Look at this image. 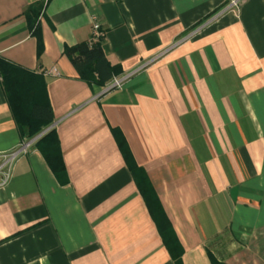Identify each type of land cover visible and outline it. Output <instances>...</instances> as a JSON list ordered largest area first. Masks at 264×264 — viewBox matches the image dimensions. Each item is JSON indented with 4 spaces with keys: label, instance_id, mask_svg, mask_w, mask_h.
<instances>
[{
    "label": "crops",
    "instance_id": "obj_1",
    "mask_svg": "<svg viewBox=\"0 0 264 264\" xmlns=\"http://www.w3.org/2000/svg\"><path fill=\"white\" fill-rule=\"evenodd\" d=\"M41 1L0 0V59L40 78L63 172L0 76V264H264V0H49L38 52ZM93 18L119 88L64 54Z\"/></svg>",
    "mask_w": 264,
    "mask_h": 264
},
{
    "label": "trees",
    "instance_id": "obj_2",
    "mask_svg": "<svg viewBox=\"0 0 264 264\" xmlns=\"http://www.w3.org/2000/svg\"><path fill=\"white\" fill-rule=\"evenodd\" d=\"M48 1L31 4L23 12L30 35L37 41L38 52L41 44L39 17ZM64 54L70 60L78 77L88 84L104 87L114 77L120 75L118 68L111 66L107 61L101 40L65 47ZM0 76L11 113L22 135L34 138L53 123L52 109L41 98L43 91L38 76L1 59ZM35 145L51 171L56 176L62 175L63 169L54 130L51 129L42 135Z\"/></svg>",
    "mask_w": 264,
    "mask_h": 264
},
{
    "label": "built area",
    "instance_id": "obj_3",
    "mask_svg": "<svg viewBox=\"0 0 264 264\" xmlns=\"http://www.w3.org/2000/svg\"><path fill=\"white\" fill-rule=\"evenodd\" d=\"M239 1L240 0H230L229 6L227 9H237ZM104 36H105V33L101 29L100 24L97 22L96 18H93V21L91 24L90 43H96L100 41L101 39H103ZM55 72H56L55 69L48 71V73H55ZM122 82H123V79L113 78L107 85L106 90H111L113 88H119ZM19 152L20 151H15V152H12L4 156L2 162H0V187H3L7 183L9 175H10L11 162L16 158Z\"/></svg>",
    "mask_w": 264,
    "mask_h": 264
},
{
    "label": "water",
    "instance_id": "obj_4",
    "mask_svg": "<svg viewBox=\"0 0 264 264\" xmlns=\"http://www.w3.org/2000/svg\"><path fill=\"white\" fill-rule=\"evenodd\" d=\"M52 127V125H50L49 127H47L46 129H44L41 133H39L38 135H36L34 138H32V140H36L39 137H41L44 133H46L50 128Z\"/></svg>",
    "mask_w": 264,
    "mask_h": 264
}]
</instances>
